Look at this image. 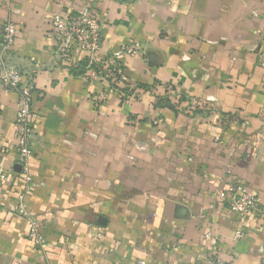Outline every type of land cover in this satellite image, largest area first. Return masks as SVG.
Wrapping results in <instances>:
<instances>
[{"label":"crops","instance_id":"crops-1","mask_svg":"<svg viewBox=\"0 0 264 264\" xmlns=\"http://www.w3.org/2000/svg\"><path fill=\"white\" fill-rule=\"evenodd\" d=\"M86 5L102 25L101 79L82 74L85 52L72 63L55 53L53 16ZM8 21V60L33 86L27 199L48 245L15 213L14 172L0 186V264H206L211 245L226 264H264V0H0V44ZM17 103L0 82L8 167ZM230 180L258 210L243 217L213 195Z\"/></svg>","mask_w":264,"mask_h":264},{"label":"built area","instance_id":"built-area-1","mask_svg":"<svg viewBox=\"0 0 264 264\" xmlns=\"http://www.w3.org/2000/svg\"><path fill=\"white\" fill-rule=\"evenodd\" d=\"M15 1L4 0V4L7 9H11ZM52 23L57 40L55 50L57 59L65 63H72L76 53L85 52L86 66L83 75L89 79L103 78L102 68L98 62V54L103 48L102 25L96 10L86 5L67 16L56 13L53 16ZM16 31V26L12 22L8 21L4 25L0 44V82L7 88L15 90L18 94L17 115L15 119L18 155L12 166L0 165V186L8 179L10 174L16 173L15 213L26 221L28 237L38 248L44 249L47 247L48 242L43 233V224L30 210L27 199L33 182L30 162L33 157V145L36 137V130L32 121L33 86L25 78L23 71L11 63L7 57L9 50L14 44ZM126 52L133 54L135 48L127 47ZM257 62L264 69V50L258 52ZM110 74L113 77L112 86L119 92V96L124 99L127 97L126 94L116 87L115 82L118 79L116 75L122 81H127V77L121 68L116 73L111 72ZM105 97L106 93H103L100 99H104ZM136 99L137 97L135 96L130 97L131 101H135ZM228 173L230 174L231 170H228ZM213 195L232 212L243 217L259 209V200L256 194L244 184L234 180L227 181L224 186L216 189ZM243 236V230L237 231V238ZM206 239L208 241L212 240L210 232L206 234ZM209 249V254L204 257L206 264H226L216 254L213 245ZM129 264L150 263L141 258L130 261Z\"/></svg>","mask_w":264,"mask_h":264},{"label":"trees","instance_id":"trees-1","mask_svg":"<svg viewBox=\"0 0 264 264\" xmlns=\"http://www.w3.org/2000/svg\"><path fill=\"white\" fill-rule=\"evenodd\" d=\"M85 66H86V61L84 63V68H82V74L84 73L85 71ZM115 85L116 87L118 88H121L123 90V92L126 94V95H130L131 94V89H129L130 87L129 86H126V87H122L118 84V81L115 82ZM170 99L166 96H159L158 97V103L157 105H162V104H170Z\"/></svg>","mask_w":264,"mask_h":264}]
</instances>
